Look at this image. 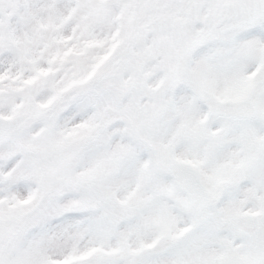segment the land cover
I'll return each instance as SVG.
<instances>
[{
  "label": "snow or ice",
  "instance_id": "obj_1",
  "mask_svg": "<svg viewBox=\"0 0 264 264\" xmlns=\"http://www.w3.org/2000/svg\"><path fill=\"white\" fill-rule=\"evenodd\" d=\"M0 264H264V0H0Z\"/></svg>",
  "mask_w": 264,
  "mask_h": 264
}]
</instances>
